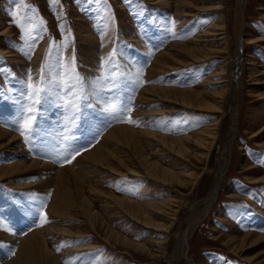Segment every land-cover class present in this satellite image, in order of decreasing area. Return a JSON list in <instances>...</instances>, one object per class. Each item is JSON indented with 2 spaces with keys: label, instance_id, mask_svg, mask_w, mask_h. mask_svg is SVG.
<instances>
[{
  "label": "rangeland",
  "instance_id": "obj_1",
  "mask_svg": "<svg viewBox=\"0 0 264 264\" xmlns=\"http://www.w3.org/2000/svg\"><path fill=\"white\" fill-rule=\"evenodd\" d=\"M191 5L182 10L190 12L187 16L154 0H0V26L9 29L7 35H0V126L17 134L33 158L54 166L50 171L45 166L47 172L37 174V179L26 174L0 180V264L17 257L20 238L43 227L42 211L47 225L53 218L48 212L52 192L44 196L35 182L26 187L23 182L53 178L59 168L73 162L78 165L71 170H78L84 154L105 140L117 124L181 136L196 133L217 118L221 119L217 141L210 149L203 148L207 154L202 159L178 160L154 141L147 146L158 150L155 157L165 165L171 164L177 171H196L197 177L188 186L165 183L142 172L125 176L99 165L89 166L90 175L82 181L86 187L93 185L102 191L98 195L89 187L86 190L100 221L93 228L88 217L72 210V216L51 223L56 229L69 230V236L47 228L48 243L61 264H260L264 260V131L253 137L264 126V41L258 40L264 37V10L260 9L264 0H248L241 11L238 0H195ZM17 19L24 28L14 22ZM215 26L219 33L218 28L224 27L220 34L224 38L207 34ZM27 28L33 29L30 35L25 33ZM89 29L95 41L85 42L83 31ZM174 41L189 42L198 51L209 50L212 58L194 63L189 50L175 47L171 52L176 58L167 56V60L177 68L166 65L153 72L155 56ZM239 44L242 59L236 66ZM190 60L192 64H183ZM73 67L82 78L74 89L84 97L78 112L65 103L74 99L73 92L65 94L59 82L66 69ZM223 68L226 81L219 83L223 76L216 72ZM29 76L34 84L43 81L48 91L40 104L33 105L36 119L26 140L18 129L29 115ZM152 85L209 91L222 88L228 93L222 112L187 107L162 113L163 108L173 110L176 105L149 95L145 98L140 91ZM231 91L238 93L235 115ZM106 103L131 111L123 119H113L104 111ZM129 116L134 123L127 122ZM234 123L237 139L224 164L221 156ZM77 150L80 155L66 162ZM12 151L0 153V166ZM224 165L216 199L193 229L191 224L205 208L204 200ZM108 193L141 202L171 199L173 203L169 214L156 217L164 226L151 228L120 211ZM110 230L133 242H145L148 248L123 244ZM247 233L255 237L247 239L243 250H234L232 246L239 244L234 241Z\"/></svg>",
  "mask_w": 264,
  "mask_h": 264
},
{
  "label": "bare ground",
  "instance_id": "obj_2",
  "mask_svg": "<svg viewBox=\"0 0 264 264\" xmlns=\"http://www.w3.org/2000/svg\"><path fill=\"white\" fill-rule=\"evenodd\" d=\"M154 1H156V3H161L162 5L164 4L166 6H169V8L174 7L176 13L178 14L181 13L183 15L188 16L190 12L187 11L182 12V10H184V8L187 9L191 8L192 7L191 4L195 0H175V1L154 0ZM247 1L248 0H238L237 6L238 9H240V11L243 9V7H245ZM260 9L264 10V6H261ZM190 10L191 9H189L188 11ZM0 27H1L0 35H7L9 33V29L5 28L3 24ZM217 27L219 26H215L214 29H209L208 31L209 33L207 34H211V35L223 34L224 27L220 26V28H218L222 30L221 33L215 31ZM83 32H85L84 33L85 42L95 41V35L90 31V29L88 31H83ZM224 37L225 35H220L219 39ZM237 40L240 43L241 38L239 35ZM258 40L264 41V37H259ZM189 44H190L189 42L187 44L180 41H174L172 42L171 45L169 44L170 46L165 51H161L159 54L155 56L153 65L151 64L152 65L151 70L153 72H156L157 69L161 70L162 67L163 66L165 67L166 65H171L170 66L171 68H175V67L177 68V66L173 64H168L169 59L176 58L175 53L171 52V50H174L175 47L177 50L178 49L189 50L191 56L194 57V59H192L194 60L193 61L194 63L199 61H207L212 58L209 50L205 49L206 51L204 50L198 51L195 47H189ZM91 48L93 47L91 46ZM43 49L44 47L41 48V50ZM167 56L169 57V59L167 58ZM241 59H242V49H241V45L239 44L236 66L239 65ZM192 60L186 61L183 64L184 65L192 64L193 63ZM225 73H226V68L217 70L216 72V74L220 76H223ZM224 78L225 77L223 76L222 79L217 82L219 83L225 82L226 79ZM140 92L146 95L145 98H147L149 95L151 99L157 97L164 102H168V103L173 102V104L176 105V107H174L173 110H168L169 108L168 106L166 108H163V111H159L162 113L171 112V111L178 112L183 110V108L186 109L187 107L188 108L197 107L202 112L203 111L211 112V113L222 112L224 108L223 101L228 93L226 89H222V88L218 90L209 91L207 89L199 90L194 88L178 89L174 87L173 88L164 87V86L159 87L157 85L149 86ZM231 93H232L231 103L233 104L234 112H235L234 115H235L238 112L237 111L238 93L236 91L233 92L231 91ZM218 97H220V99H218ZM142 98L143 97L141 95L140 99ZM177 104L179 106H177ZM220 120H221L220 118H217L214 121L208 122L207 125L202 127L198 132L188 135H181V136H169L167 134H160L157 132L149 131V129L138 130V129H134V127L130 125L117 124L114 125V127L112 126L113 128L110 131H108V133H106V136L103 135L105 137V140H102L98 144L95 143L97 145L94 146L93 149L92 148L91 150L89 149L90 151L84 154L83 156L84 158L82 161H80V167L78 168V170L75 171L73 169L71 170L70 167L76 168V166L78 165L77 162H73V164L70 167H66L64 169L59 168L58 173L56 172L57 174H54L53 178L46 177V179H42L41 181L35 180L32 181L31 183L28 182V184L26 182H23L22 186L24 187H26L27 185L32 186V183L35 182L33 184L34 185L37 184L38 188L39 187L42 188L44 192L43 194L44 196L52 192V197H51L52 199L49 202L48 212L51 214L53 218L51 219L49 225L45 223L42 228L36 229L33 232L28 233V235H26L24 238H20V246L18 247L19 252L18 255H16L17 257L12 258L14 260L11 262L5 261L6 263L4 262L2 263L3 264H61L60 261L58 260V257L50 249V245L48 243L49 237H47V228L50 231L61 230L62 232H64L62 234L68 236L71 232L69 233V230L64 228L56 229L55 224L52 225L51 223L57 222L59 217L66 215L72 216L73 212L75 211L78 214L79 213L84 214L86 217H88L89 221L92 223L93 228L94 226H96L98 221H100V215L99 212L95 209V205L93 201L90 199L89 196L86 195V190L87 187H89L88 188L89 191L96 194L102 191H99L98 187H94L93 185L86 187L84 181H82V178L84 179V177L87 175L88 173L87 171L89 169V166L91 165H99L102 166V168L105 169L107 168L108 170H110V172L113 171L115 173L125 176L127 174H138L139 176L142 173L143 174L146 173L147 175L159 179L165 183L171 182L173 184H178L180 186H188V184H190V182L197 177L198 173L196 171H191V172L177 171L174 167L171 166V164L167 163L165 165V163H162L159 159L155 157L158 154V150L157 151H155L156 149L149 150L147 149V146L150 145L152 141H154L155 143H157V145L162 147L160 149L161 151L168 150L169 151L168 154L169 153L173 154L174 156L177 157L178 160L179 158H182V160L190 161V159L193 157L196 159H202L203 157H205V154H207V152L203 150V148L210 149V147L213 144H215L217 141L218 130L220 129ZM236 127L237 125H235L234 123L233 129L227 137L225 149H223L224 152L221 156V159L225 160L223 161L224 164H226L229 149H231V146L235 143L237 139L238 128ZM263 131H264V126L260 131H258V133L253 134V137L258 136L259 133ZM21 144L22 143L20 141V137L17 134L0 126V153H2V151L6 149H13L12 152L6 155L5 164L0 166V180L9 179V178L12 179V178L20 177L22 175L24 176L26 174L27 175L34 174L35 175L34 178L37 179V177L39 176L37 174L41 172L43 173V171L47 172V170L44 169L45 166L49 168L48 171L53 169L54 166L53 164H50V161L49 163L47 162L45 163L42 162L41 160L33 158L27 152V150L24 149L23 145ZM262 145H264V143H262ZM222 167L223 168L219 170V175L217 177V182L214 186V189L204 200L205 208L203 209L202 213L199 214L196 220L195 219L194 221L192 220L193 222L191 224V227L193 229L196 228V226L205 219L206 215L209 212V209L211 208V205L216 199L218 193V187H219L218 186L219 180L222 172L225 169V165ZM91 171L92 169L90 168V173ZM54 180H56L55 183H53ZM261 180L263 181L264 177L261 178ZM19 185L21 186V184ZM107 197L111 199L110 201L114 203L120 211H123L130 217H133V219L140 222V224H145V226L146 225L152 226L151 228L164 226V222L159 221L158 218L156 217H160V216L162 217V215L166 216L167 214H169L168 208L173 203L171 199L164 200L163 202L160 201L141 202L130 197L117 196L113 193L110 194L108 193ZM63 219L64 217H62V220ZM67 219H65L66 220L65 222H67ZM68 221H70V219ZM2 233L3 231L0 230V235ZM110 235L123 244L132 245V246L135 245L136 247L142 250H146L148 248L145 242L144 243L133 242L129 238L121 236L120 233H117L113 230H110ZM76 236H79V234H77ZM249 237L253 238L255 236L247 233L245 236L241 237L240 241H238V239L235 240L234 243H239V244L232 246V248L234 250H243L246 241ZM9 238L11 237L9 236ZM258 238H262V237L261 236L257 237L256 240H254L253 242H256ZM254 258L255 260L259 259V257H251L250 259L253 260ZM258 262H260V264H264V260H259Z\"/></svg>",
  "mask_w": 264,
  "mask_h": 264
},
{
  "label": "snow or ice",
  "instance_id": "obj_3",
  "mask_svg": "<svg viewBox=\"0 0 264 264\" xmlns=\"http://www.w3.org/2000/svg\"><path fill=\"white\" fill-rule=\"evenodd\" d=\"M56 0H53V3H55ZM14 15H16L14 13ZM17 25H19L21 28H24V25L21 23L19 19L14 21ZM25 33L30 35L31 31H33L32 28L24 29ZM114 54V53H113ZM73 57V62H74ZM72 81H75V83H72ZM60 86L63 88L65 94L68 92H73L74 99H70L65 101L66 105L71 107L74 111H79V102L84 99V97L80 94H77L74 92V89L77 85L81 84L82 78L75 73L74 67L71 69H66L64 72V75L60 77ZM144 83H147L146 81ZM28 88L30 89V92L28 94V99L31 102L27 108V113L29 114L27 117L23 118L22 123L19 126V131L22 136L25 137L27 140L29 136L31 135L35 123V115L34 113L37 111V109L33 105H38L41 103V96L42 94H45L48 89H46L43 86V81H41L40 85L34 84L31 82V76H29V82H28ZM104 111L109 113L113 119H123L124 115H127L131 110L127 108H121L118 107L116 103H106V106L104 108ZM129 123H134L130 116L128 118ZM80 155V152L77 150L73 154L70 155V157L66 158V162L70 163L71 160L75 159L76 156ZM41 223H48L47 215L46 213H43L40 216ZM2 226V224H0ZM14 255V253H13Z\"/></svg>",
  "mask_w": 264,
  "mask_h": 264
}]
</instances>
